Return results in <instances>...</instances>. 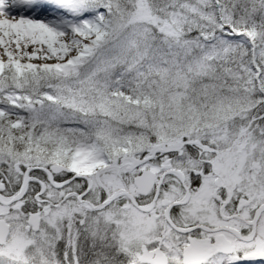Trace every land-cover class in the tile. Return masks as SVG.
<instances>
[{"label": "snow or ice", "instance_id": "obj_1", "mask_svg": "<svg viewBox=\"0 0 264 264\" xmlns=\"http://www.w3.org/2000/svg\"><path fill=\"white\" fill-rule=\"evenodd\" d=\"M0 264H264V0H0Z\"/></svg>", "mask_w": 264, "mask_h": 264}]
</instances>
